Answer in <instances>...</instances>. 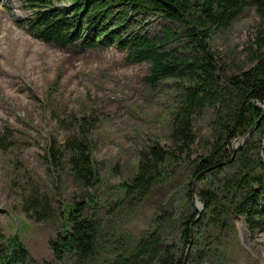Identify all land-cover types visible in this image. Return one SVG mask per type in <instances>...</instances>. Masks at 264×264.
Masks as SVG:
<instances>
[{
	"label": "trees",
	"instance_id": "trees-1",
	"mask_svg": "<svg viewBox=\"0 0 264 264\" xmlns=\"http://www.w3.org/2000/svg\"><path fill=\"white\" fill-rule=\"evenodd\" d=\"M20 1L31 11L24 22L32 36L60 47L114 44L124 50L126 60L148 63L146 84L172 79L169 145L154 143L139 152L134 173L117 186L112 210L123 202L140 203L181 166L188 178L175 209L165 207L170 201L163 203L134 242L119 236L112 244L105 240L98 215L99 197L88 195L55 209L48 195L30 184L21 211L35 222L53 216L63 221L49 242L53 261L33 260L22 243L11 238L0 247V264H211L218 237L232 231L233 217H242L249 231L264 227V0ZM247 5L259 18L247 51L250 64L226 73L208 38L214 29L228 27ZM151 16L181 27L167 25L149 35L144 25ZM206 109L212 110L209 133L198 139L201 151L193 155V119ZM71 120L77 131L58 144L50 139L45 160L55 175L66 171L75 184L93 189L88 123ZM4 137L1 132V148ZM235 138L242 140L233 149ZM192 194L201 205L199 212L192 206ZM187 247L183 263L179 252Z\"/></svg>",
	"mask_w": 264,
	"mask_h": 264
},
{
	"label": "rangeland",
	"instance_id": "rangeland-1",
	"mask_svg": "<svg viewBox=\"0 0 264 264\" xmlns=\"http://www.w3.org/2000/svg\"><path fill=\"white\" fill-rule=\"evenodd\" d=\"M30 12L20 0H0V133L5 136L4 148L0 146V247L17 238L33 260L53 261L49 242L63 221L53 216L35 222L21 211L20 201L30 184L47 194L55 209L88 195L99 197L98 215L107 243L119 236L134 242L151 226L161 205L170 201L165 207L176 208L188 178L181 166L171 180L153 186L140 203L123 202L111 208L117 186L134 173L139 152L154 143L169 145L172 79L146 84L148 63L126 60L124 50L114 44L60 47L38 39L24 22ZM258 21L254 7L247 5L228 27L211 32L208 44L226 73L250 64L247 51ZM167 25L181 27L151 16L144 30L152 35ZM211 117L212 110L206 109L193 119L197 138L191 146L193 155L201 151L198 139L208 135ZM72 118L88 123L93 189L78 186L66 171L55 175L45 160L50 139L58 144L77 131ZM173 231L176 240L175 227ZM218 238L211 264H264V227L249 231L237 216L232 231ZM188 253L189 247L179 252L183 263Z\"/></svg>",
	"mask_w": 264,
	"mask_h": 264
},
{
	"label": "water",
	"instance_id": "water-1",
	"mask_svg": "<svg viewBox=\"0 0 264 264\" xmlns=\"http://www.w3.org/2000/svg\"><path fill=\"white\" fill-rule=\"evenodd\" d=\"M263 103H264V101H263ZM263 113H264V111H263ZM235 140H237V138H235L233 141H232V143H231V146H232V148L234 149V148H236V146H237V144L235 145L234 144V142H235ZM191 203L193 204V206H194V208H195V210L197 211V212H199L200 210H201V207L200 208H198L197 207V201H196V199H195V196L192 194V197H191ZM199 205H200V203H198ZM201 206V205H200Z\"/></svg>",
	"mask_w": 264,
	"mask_h": 264
},
{
	"label": "bare ground",
	"instance_id": "bare-ground-1",
	"mask_svg": "<svg viewBox=\"0 0 264 264\" xmlns=\"http://www.w3.org/2000/svg\"><path fill=\"white\" fill-rule=\"evenodd\" d=\"M238 141H240V138H237V140H235L234 144H238Z\"/></svg>",
	"mask_w": 264,
	"mask_h": 264
}]
</instances>
